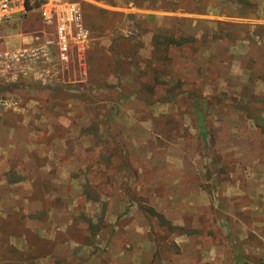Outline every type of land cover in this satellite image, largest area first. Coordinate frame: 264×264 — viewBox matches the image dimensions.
Here are the masks:
<instances>
[{"label": "rangeland", "instance_id": "1", "mask_svg": "<svg viewBox=\"0 0 264 264\" xmlns=\"http://www.w3.org/2000/svg\"><path fill=\"white\" fill-rule=\"evenodd\" d=\"M72 1L86 40L0 82V264H264V0Z\"/></svg>", "mask_w": 264, "mask_h": 264}, {"label": "built area", "instance_id": "2", "mask_svg": "<svg viewBox=\"0 0 264 264\" xmlns=\"http://www.w3.org/2000/svg\"><path fill=\"white\" fill-rule=\"evenodd\" d=\"M38 8L47 22H55L54 38H48L38 45L0 49V82L14 83L31 73L33 63L49 59L50 45L53 43L57 45L60 57L67 60L71 39L79 42L86 40L88 29L84 26L83 10L79 3L72 0H44ZM32 9H28L27 0H0V24L26 15ZM36 38L39 40V36Z\"/></svg>", "mask_w": 264, "mask_h": 264}, {"label": "trees", "instance_id": "3", "mask_svg": "<svg viewBox=\"0 0 264 264\" xmlns=\"http://www.w3.org/2000/svg\"><path fill=\"white\" fill-rule=\"evenodd\" d=\"M132 1L137 3V5H141V4H143V1H145V0H132ZM41 2H40V0H35L34 2H33V0H27V7H28V9L38 7L41 4ZM241 12H242V15L247 13L245 10H243ZM91 24H93V23L91 22ZM158 31H156L153 35V41L156 44L155 45L156 48H160L164 43H166V46H170V45L180 46L181 44H183L187 41L194 40V38H192V36L191 37H185L182 34V32L176 33V32L169 31L168 29H164V28L159 29ZM200 41H202V40H200ZM157 79H158V77H157ZM248 107L253 109L251 106H248ZM244 109H247V108H244ZM259 119H260V117H259ZM152 213L154 215H157L163 223L167 222L162 214L156 212L155 210H152Z\"/></svg>", "mask_w": 264, "mask_h": 264}]
</instances>
